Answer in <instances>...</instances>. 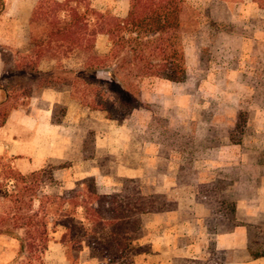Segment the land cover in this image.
<instances>
[{
	"label": "trees",
	"instance_id": "16d2710c",
	"mask_svg": "<svg viewBox=\"0 0 264 264\" xmlns=\"http://www.w3.org/2000/svg\"><path fill=\"white\" fill-rule=\"evenodd\" d=\"M128 1V14L120 17L98 10L90 0H39L29 23L32 67L52 58L57 60L58 71L67 74L41 83L67 84L84 106L116 119L123 111L108 89L120 94L132 91L130 98L138 103V83L144 78L184 82L188 76L182 42L186 0ZM257 1L264 6V0ZM6 5L7 0H0V15ZM100 35L108 39L106 53L96 48ZM65 59L77 62L67 65ZM0 89L7 94L0 103L1 128L13 109L26 105L20 99L29 92L13 97L11 86L2 83V78ZM246 123L247 115L240 111L235 130L243 132ZM230 137L234 144L241 143L233 133ZM44 174L51 178L50 184L55 182L51 170L23 175L10 160L0 157V236L17 240L21 257L42 255L51 234L62 229L60 243L72 255L71 264H79L85 247L99 264H136L137 255L149 252L148 246L138 242L144 232V217L176 206L164 194L146 193L135 179H125L118 192H101L95 179L88 177L61 194L39 195L36 188ZM226 206L230 209L227 223L234 226L235 203ZM210 249L218 259L213 245ZM249 249L255 258L264 256V217L250 224Z\"/></svg>",
	"mask_w": 264,
	"mask_h": 264
},
{
	"label": "crops",
	"instance_id": "0c3cea01",
	"mask_svg": "<svg viewBox=\"0 0 264 264\" xmlns=\"http://www.w3.org/2000/svg\"><path fill=\"white\" fill-rule=\"evenodd\" d=\"M38 1L7 0L6 9L0 15V78L8 72L4 51L16 48L20 56L33 59L29 23ZM234 6L238 8L234 22L240 25L239 39L244 56L250 60L256 56L257 60L264 62V6L257 0H236ZM236 35L234 33V39ZM57 64L56 59L44 58L33 67L41 78L26 85L30 89L29 96L20 99L26 105L13 109L0 128V157L10 160L12 166L23 175L51 170L55 182L54 186H47L50 188L49 194H61L66 189H72L78 181L93 177L101 192H118L122 181L135 179L142 184L146 193L166 195L176 204V208L144 217V232L138 242L148 246L149 252L137 255L136 264H188L189 260H195L198 264H264V256L255 258L249 249L250 224L264 217L262 157L250 159L252 149L242 141L234 144L225 138L219 146L208 144L197 147V158L185 164L182 156L177 163H173L176 164L173 167L172 162L164 161L161 145L148 143L141 147L143 153L132 166L115 153L114 174L119 176L116 180L114 174H105L98 163L105 140L112 139L114 144L119 142L112 135L117 134L114 130L115 120L106 118L103 111L84 106L73 96L67 84L43 85L42 80H56L59 77ZM14 68L25 74L30 69L26 65H15ZM6 98V92L0 89V103ZM60 107L61 115L58 111ZM90 123L94 126L92 158L83 156L82 146L86 142ZM106 124L113 129L105 132L103 127ZM126 140L132 142V134ZM259 148V152L264 151V147ZM234 149L239 150V159H225V153ZM187 169L192 170L191 175ZM216 181L223 184L220 195H223L225 202L222 210L203 200L198 190V185ZM113 184L117 188L112 191L103 189L112 188ZM53 188L55 191H51ZM228 202L235 203L234 226L228 224L225 217ZM57 232L63 234L62 229L52 234ZM14 241L0 236V264L16 259ZM57 244L63 246L60 241ZM210 245L214 246L218 259L211 255ZM49 249L44 257L46 264H52L47 261ZM84 253L89 258L84 259ZM80 262L100 263L91 257L87 247L80 253ZM62 264H69V261L65 260Z\"/></svg>",
	"mask_w": 264,
	"mask_h": 264
},
{
	"label": "rangeland",
	"instance_id": "374dc122",
	"mask_svg": "<svg viewBox=\"0 0 264 264\" xmlns=\"http://www.w3.org/2000/svg\"><path fill=\"white\" fill-rule=\"evenodd\" d=\"M235 1L186 0L188 8L184 15L185 28L182 32V42L188 76L184 82L173 83L158 78H144L138 83L136 94L138 103L130 98L132 91L120 94L108 89L109 96L123 112L113 119L117 134L112 135L114 140L119 142L114 144L112 139L107 138L99 153L98 163L105 174H114L115 153L122 161L132 166L138 161L140 153H143L141 147L144 144H158L162 147L164 161L172 162L171 165L175 167L176 164L173 163H177L182 156L185 164L197 158L199 154L197 147L208 144L219 146L225 138L231 140L232 133L236 138H240L247 148L252 149L249 152L250 159L257 160L260 157L264 159V151L259 152L260 148L258 149V146L264 147V62L257 60L256 56L251 60L244 56L245 51L239 39L240 25L234 22L238 16V8L234 6ZM90 2L98 10L119 14L120 17H125L129 11L128 0H90ZM234 33L237 34L235 39ZM96 48L100 53H106L108 48L106 36L98 37ZM4 58L8 72L2 77V83L11 86L13 97L25 95L26 91L28 93L30 90L26 85L41 78L32 67L33 60L30 57L20 56L16 48L4 51ZM75 62L76 59L63 60L67 65H74ZM15 65L30 67L29 73L25 74L15 69ZM62 71L59 69L58 76L67 77ZM99 78L103 79V76ZM70 89L73 93L71 87ZM58 111L61 115V107ZM240 111L247 115L245 129L241 133L235 130ZM106 118H108L107 114ZM93 127L90 123L86 142L82 145L83 156L88 158L94 156ZM112 129L107 124L103 127L105 132ZM131 134L132 142H127L126 139ZM238 151L228 150L225 159L237 161ZM186 171L191 175L192 170ZM113 177L119 179L115 174ZM41 181V186L36 188L37 193L39 195L51 193L50 188H47L52 181L49 175L44 174ZM111 187L103 189L112 191L117 185L113 184ZM222 187L223 184L216 181L213 184L198 185V190L203 200L222 210L224 208L221 204L224 201L223 195H220ZM51 191H55V188ZM229 210L226 206V211ZM60 235V232L51 234L47 250L35 257H21L20 244L15 240L14 251L17 257L13 262L7 261L8 263L5 264H46L44 257L49 247L51 250L49 249L47 261L52 264L54 262L62 264L63 261L68 260L71 264L72 255L64 246L57 244ZM210 252L212 255L211 249ZM86 257L89 258L84 253L83 258ZM78 260L79 264H82L80 255ZM188 264H198V262L189 260Z\"/></svg>",
	"mask_w": 264,
	"mask_h": 264
}]
</instances>
